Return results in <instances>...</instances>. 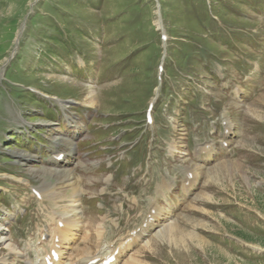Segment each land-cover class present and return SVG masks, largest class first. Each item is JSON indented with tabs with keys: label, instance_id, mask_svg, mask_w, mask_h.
<instances>
[{
	"label": "rangeland",
	"instance_id": "rangeland-1",
	"mask_svg": "<svg viewBox=\"0 0 264 264\" xmlns=\"http://www.w3.org/2000/svg\"><path fill=\"white\" fill-rule=\"evenodd\" d=\"M263 4L0 0V259L264 264Z\"/></svg>",
	"mask_w": 264,
	"mask_h": 264
},
{
	"label": "bare ground",
	"instance_id": "bare-ground-1",
	"mask_svg": "<svg viewBox=\"0 0 264 264\" xmlns=\"http://www.w3.org/2000/svg\"><path fill=\"white\" fill-rule=\"evenodd\" d=\"M227 125H230V123H227ZM68 149V148H67ZM209 156H211L210 155V153H208V158H209ZM67 174H68V172H67ZM191 175V174H190ZM192 175H194L195 176V174H192ZM191 175V177H189V176H187L186 178H185V180H184V185H183V187H184V189L185 188H188V186H189V183H190V180L192 179V176ZM162 184H164V183H162ZM76 185V184H75ZM160 186V185H159ZM78 187V186H77ZM73 188V187H72ZM78 189V188H77ZM158 189V188H157ZM72 190V189H71ZM78 193V192H77ZM71 194V193H70ZM52 195H56V193H55V191H53V194ZM67 195V194H66ZM74 202H75V200H74ZM69 204H70V206H73V201H72V199H71V201H69L68 202ZM153 208H154V206H153ZM157 210H158V208H157ZM168 211L166 210L165 211V213H167ZM155 214H156V209H155V212H154ZM62 215V214H61ZM156 216V215H155ZM154 217V216H153ZM155 220V219H154ZM151 224V223H150ZM64 227V221L62 222V226L61 227H57L58 228V232H59V236H61L62 237V235L65 233L64 232V230H62V228ZM175 234H176V232L174 231V229L172 228V227H166V228H163V231H161V233H159L158 234V236H157V238H163V237H166V238H168L170 241H172L173 240V238H174V236H175ZM141 236H143L142 234H141ZM193 239H195V240H197V241H201L202 239L199 237V236H197V235H195V234H191L190 235ZM74 237V236H73ZM52 238V237H51ZM191 238V239H192ZM58 240V239H57ZM72 239H70L69 241H71ZM182 241L184 240V239H181ZM133 241V240H132ZM53 242V241H52ZM131 243H129V245H130ZM13 248V247H12ZM88 251V250H87ZM99 251V250H98ZM83 252V251H82ZM55 253L57 254V261H55V260H53L52 258H51V256H50V258H49V262L50 263H54V262H59V257H60V253L59 252H56L55 251ZM85 254V253H84ZM100 255L99 256H101L102 255V252L101 253H99ZM82 256H83V254H82ZM99 256H96V257H99ZM92 257V256H91ZM5 259H7V258H5ZM83 260H86V261H89V260H92V259H94V258H90V257H88V253L86 252V255H84L83 256V258H82ZM2 260V258L0 259V261ZM4 260V259H3ZM2 260V261H3ZM101 261H103V259L101 260ZM10 262V261H9ZM84 263H85V261H84ZM4 264H6L5 262H4ZM44 264H46V262H45V260H44Z\"/></svg>",
	"mask_w": 264,
	"mask_h": 264
}]
</instances>
